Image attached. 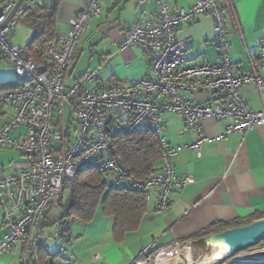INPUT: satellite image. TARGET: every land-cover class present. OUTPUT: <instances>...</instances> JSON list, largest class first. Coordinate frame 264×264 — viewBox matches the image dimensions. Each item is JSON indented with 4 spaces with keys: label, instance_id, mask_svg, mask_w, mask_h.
<instances>
[{
    "label": "built area",
    "instance_id": "2783aa9c",
    "mask_svg": "<svg viewBox=\"0 0 264 264\" xmlns=\"http://www.w3.org/2000/svg\"><path fill=\"white\" fill-rule=\"evenodd\" d=\"M85 2L68 31L59 34L47 48L46 63L36 65L25 58L22 47L11 44L10 36L20 19L29 11L45 7L46 0H25L14 14L16 1L0 0V51L14 68L20 86L16 91L0 93V108L14 111L0 130V149L24 157L23 161L11 163L8 174L0 175V210L5 229L0 258L21 251V264H33L43 241L47 210L59 206L65 183L74 181L87 167H98L104 174L114 176L119 188L147 198L152 189H160L158 212L166 213L174 193L194 183L190 177H177L174 161L185 150L202 156L210 141L204 128L206 120L227 122L221 139L264 127V110L252 111L241 94L244 86L254 85L264 99V38L256 57L249 60V72L236 75L227 31L229 20H234L240 31L232 0H197L192 8L180 10H173L165 0H156L157 20L135 23L121 44V49L139 47L143 51L150 74L127 86L117 84L102 91L89 89L100 69L86 73L71 88L65 86L66 73L86 30L102 16L100 0ZM204 14L214 20L212 43L218 51V63L189 67L187 52L192 40L180 39L178 30ZM194 93L211 95L212 104H195L187 97ZM166 113L184 119L195 136L192 144L169 143L163 126ZM144 126L159 141L162 165L152 176L137 179L121 166L111 140L113 136H129ZM21 127L27 129V134L14 137ZM182 247L175 244L153 256L145 250L142 256L146 258L133 264H175V258L180 257L177 250H182L184 258L189 251ZM254 259L238 256L231 262L264 264V260ZM100 260L99 254L93 256V262ZM184 261L194 264L190 258Z\"/></svg>",
    "mask_w": 264,
    "mask_h": 264
},
{
    "label": "crops",
    "instance_id": "0c3cea01",
    "mask_svg": "<svg viewBox=\"0 0 264 264\" xmlns=\"http://www.w3.org/2000/svg\"><path fill=\"white\" fill-rule=\"evenodd\" d=\"M15 1L17 3L19 0ZM165 1L173 10H180L192 8L197 0ZM46 2L43 9L51 6V0ZM232 3L240 31L234 20L228 21L227 31L231 42L230 58L235 74L240 75L249 72V60L256 57L259 42L264 38V0H232ZM85 5V0H58L57 36L68 31L72 20ZM100 5L102 16L93 20L79 44L74 62L65 76L66 88H71L76 80L95 69H100V74L89 87L91 91L107 90L117 84L127 86L131 81L150 74L149 63L143 51L139 47L121 49V44L127 31L135 23L157 20L156 0H100ZM39 9L29 11L22 17L31 30L30 37L22 42L16 37L15 30L10 36L11 44L26 49L34 36L35 24L38 23L35 21V13L40 12ZM213 29V18L204 14L178 30L180 39L192 40L187 52L189 67L218 63V51L212 43ZM54 42L55 40L49 43L48 47ZM2 62L12 67L0 51V63ZM2 67L0 93L19 89L14 68L12 67L14 78L11 79V76L1 73ZM241 94L252 111L264 110V99L254 85L244 86ZM187 97L202 106L213 102L212 96L208 94L194 93ZM13 115L12 108H0V130ZM66 120H69L68 113ZM163 126L168 141L173 146L190 145L195 140L194 134L180 116L164 114ZM226 126V121L210 119L204 122L210 141L204 146L202 156L197 157L193 151L185 150L174 161L177 177H190L194 183L174 193L166 213L158 212L160 189H152L148 198L144 195L147 210L135 231L115 235V219L104 215L102 208H99L90 224L73 223L68 234L59 236L57 221L65 209L62 206L50 207L42 228L43 241L33 264H133L146 258L142 256L145 250H148L147 255L153 256L175 244L188 247L191 256L197 253L201 258L214 248L208 244L210 237L206 240L205 247L201 245L203 241L198 244L196 240H192L201 231L218 223L232 225L247 221L255 215L263 220L264 127H258L246 135L234 134L221 139ZM26 134L27 129L21 127L13 136L22 137ZM23 160L24 157L15 151L0 149V175L10 172L12 162ZM161 165L162 163L155 173L159 172ZM113 177L105 174L104 178L108 184L113 185ZM69 196L70 189L65 186L62 201L64 205L68 204ZM4 234L3 214L0 210V240ZM173 250L175 248L171 251ZM177 253L180 257L175 259L184 258L181 249ZM95 254L101 256L98 263L93 262ZM224 254L226 253L221 251L218 256L226 260L227 256ZM21 256V251L15 255H3L0 264H21Z\"/></svg>",
    "mask_w": 264,
    "mask_h": 264
},
{
    "label": "trees",
    "instance_id": "16d2710c",
    "mask_svg": "<svg viewBox=\"0 0 264 264\" xmlns=\"http://www.w3.org/2000/svg\"><path fill=\"white\" fill-rule=\"evenodd\" d=\"M57 4L58 0H51L49 9L41 8L40 12H36L37 15L35 13V21L38 23L35 24L34 36L24 50V56L36 65L46 63L48 44L57 39ZM111 144L121 166L130 176L137 179L152 176L162 163L159 141L147 129H141L126 137L113 136ZM104 177L105 174L98 167H87L79 172L74 181L65 183V186L70 189V196L68 204L64 205L63 199L59 204L65 209L57 221L59 236L68 234L73 223L90 224L99 208H102L104 215L115 219V235L138 229L147 210L144 194L125 191L115 184L110 185ZM259 220L261 217L255 215L252 219L232 225L218 223L201 231L192 240H196L198 244L203 241L201 245L205 247L209 237ZM262 243L264 241H261L258 246Z\"/></svg>",
    "mask_w": 264,
    "mask_h": 264
},
{
    "label": "water",
    "instance_id": "95a60500",
    "mask_svg": "<svg viewBox=\"0 0 264 264\" xmlns=\"http://www.w3.org/2000/svg\"><path fill=\"white\" fill-rule=\"evenodd\" d=\"M24 2L25 0H19L16 3L13 14L18 11ZM261 241H264V219L213 235L209 238L208 244L212 247H224L227 258H229L248 248L257 247Z\"/></svg>",
    "mask_w": 264,
    "mask_h": 264
},
{
    "label": "rangeland",
    "instance_id": "374dc122",
    "mask_svg": "<svg viewBox=\"0 0 264 264\" xmlns=\"http://www.w3.org/2000/svg\"><path fill=\"white\" fill-rule=\"evenodd\" d=\"M16 37L18 38V40L22 41L25 38H29L31 35V30L29 29L28 25L26 24V21L24 18H22V20H20V22L17 25L16 28ZM26 40V39H25ZM24 40V41H25ZM3 66L1 68V73L6 74L11 76L10 78H14V71L13 68L10 66H7V64L5 63H0V67ZM3 74V75H4ZM9 78V79H10ZM10 79V80H11ZM69 114V111L67 112ZM114 180V177H113ZM55 245H53L54 247ZM218 250V251H217ZM219 251L221 252V248L219 249L218 247H214L211 249L210 253L205 254L204 257H199L197 253H193L194 255L191 256V260L193 259V263L194 264H225L227 261L232 260L238 256L247 258V257H255L256 260L255 261H262L264 260V252H258V251H264V243H262L261 245L257 246V247H252V248H248L243 252L237 253L234 256L229 257V259L227 258L226 260H224L223 258H220L217 254H219ZM223 252V251H222ZM252 253H255L253 255H251ZM226 255V254H224ZM256 255H259L256 257ZM227 256V255H226ZM216 257V258H215ZM176 264H184V258H180V260H175ZM229 264H232V262H230ZM249 264V263H246ZM254 264V263H251Z\"/></svg>",
    "mask_w": 264,
    "mask_h": 264
},
{
    "label": "bare ground",
    "instance_id": "6f19581e",
    "mask_svg": "<svg viewBox=\"0 0 264 264\" xmlns=\"http://www.w3.org/2000/svg\"><path fill=\"white\" fill-rule=\"evenodd\" d=\"M217 251H218V250H217ZM221 251H223V253H224V252H226V249H225L224 247H221ZM219 252H220V251H219ZM217 255H218V254H217ZM189 258L191 259V255H190L189 252H187V253H186V258H184V259H189ZM215 258H216V257H215Z\"/></svg>",
    "mask_w": 264,
    "mask_h": 264
},
{
    "label": "flooded vegetation",
    "instance_id": "af4514ba",
    "mask_svg": "<svg viewBox=\"0 0 264 264\" xmlns=\"http://www.w3.org/2000/svg\"><path fill=\"white\" fill-rule=\"evenodd\" d=\"M229 259V258H228ZM231 262V260L227 261L225 264H229Z\"/></svg>",
    "mask_w": 264,
    "mask_h": 264
}]
</instances>
